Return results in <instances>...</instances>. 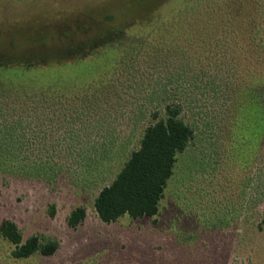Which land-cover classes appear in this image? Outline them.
<instances>
[{"label": "rangeland", "instance_id": "374dc122", "mask_svg": "<svg viewBox=\"0 0 264 264\" xmlns=\"http://www.w3.org/2000/svg\"><path fill=\"white\" fill-rule=\"evenodd\" d=\"M210 2L0 0L1 80L34 90L56 82L73 91L94 87L116 76L119 61L144 38L143 52L134 62L137 79L129 76L127 87L116 82L120 102L136 112L119 126L120 136L128 138V153L138 147L144 127L155 121L153 109L158 117L165 115L166 102L179 100L181 116L194 129L189 145L177 156L158 212L104 222L94 198L119 168L118 160L106 177L102 167L89 171L72 163L80 172L47 179L52 172L42 173L30 161L43 158L51 165L58 158L53 149L57 123L48 118L23 122L24 142H33L25 151L16 150L20 162L0 154V222L14 221L23 240L35 235L41 243L51 240L58 246L50 255L36 251L16 258L11 253L15 245L0 234V264H264V107L258 102L243 107L233 121L209 93L206 81L221 57L208 36L189 41L187 26H195L199 10L211 13ZM217 3L229 13L230 33L246 48L234 50L235 58L247 54L254 59L245 68L254 71L250 80L261 91L264 0ZM170 47H178V53L167 52L168 60L157 69L150 66L153 49ZM232 53L226 58L231 60ZM175 69L181 78L166 73ZM152 88L161 98L154 103L131 99L134 91ZM77 206L85 208L86 216L71 227L66 217Z\"/></svg>", "mask_w": 264, "mask_h": 264}, {"label": "trees", "instance_id": "16d2710c", "mask_svg": "<svg viewBox=\"0 0 264 264\" xmlns=\"http://www.w3.org/2000/svg\"><path fill=\"white\" fill-rule=\"evenodd\" d=\"M210 3L209 8H213L211 13L214 16H211L207 8L205 12L199 10L192 21L195 26H192L193 23H188V39L200 41L199 38L204 35L215 40L212 43L217 47L221 58L215 60L216 73L209 76L210 80L206 81V84L209 85V93L218 101V106L235 121L243 107L247 108L257 102L264 107V86L259 91L250 80L255 74L254 71L248 70L249 67L245 68V64H248L246 66L255 64L251 56L244 54L239 60L235 58L234 50L246 51V48L244 43L239 42V36L235 34L237 32H233L235 35L230 33L232 21L229 20L228 11L225 8H217V0ZM217 14L220 15L218 20L215 18ZM235 36L236 41L232 38ZM144 42L142 38L134 52L119 61V71L116 76L109 77L105 81L99 80L94 87L83 86L73 91L64 86L60 87L61 84L56 82L43 89L34 90V87L16 84L13 86L12 83L0 79L1 156L5 155L9 160L21 159L16 150L22 148L25 151V147L29 148L33 142V138L30 137V141L24 142L26 134L24 125L29 124L34 118H48L51 122L57 123L55 131L58 134L54 139L56 144L53 149L55 155L62 158V161L55 157L51 165H47L49 161H43V158L30 161L35 163L36 169L42 168V173H47V170L52 172L47 179L69 170L80 172L79 169L71 167L72 163L89 171L102 167L107 171L104 175L106 177L114 172L113 166L118 160L119 168L94 198L96 213L104 222L114 221L125 214L132 218L155 215L167 182L174 173L177 156L187 148L194 136L192 125L181 116L183 104L179 100L166 102L165 115L158 117V112L153 109L151 116L155 121L144 127L138 147L128 153V138L120 136L119 126L124 123L122 121L125 117H133L136 112L134 108H126V102H120L122 95L119 94L116 82L127 87L129 84L126 81L129 76L132 77L131 81L133 78L137 79L138 74L135 76L133 72L134 62H138L136 58L143 52L141 49ZM176 48L170 47L165 51L153 49L150 54L152 57L150 66L156 69L161 67V62L168 60V53L173 56L178 53L179 48ZM230 52L234 55L231 60L226 58ZM174 62L178 60L175 59ZM167 72L170 77L181 78L176 69ZM155 93L156 90L153 88L146 92L134 91L131 99L134 103L141 98L155 102L161 99L156 97ZM137 95L140 97L137 98ZM31 132L35 134L32 129ZM82 171L84 173V170ZM85 216V208L77 206L69 212L66 221L71 227H76ZM0 234L15 245L11 253L16 258L28 257L36 251L50 255L58 246L56 241L51 240L41 243L35 235L23 240L17 224L9 219L1 220Z\"/></svg>", "mask_w": 264, "mask_h": 264}]
</instances>
